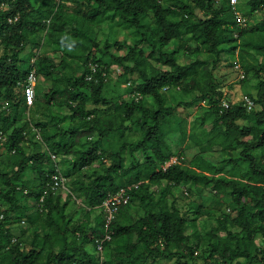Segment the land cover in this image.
I'll list each match as a JSON object with an SVG mask.
<instances>
[{
    "label": "trees",
    "instance_id": "trees-1",
    "mask_svg": "<svg viewBox=\"0 0 264 264\" xmlns=\"http://www.w3.org/2000/svg\"><path fill=\"white\" fill-rule=\"evenodd\" d=\"M219 1L191 0V5L187 0H0V6L7 5L0 10V133L5 137L0 140V264H97L96 240L107 232L102 204L122 188H128L131 201L109 228L112 239L105 244L106 264H151L168 259L178 264H264V161L254 155L264 149V62L246 61L252 52L264 58V30L245 28L248 24L244 27L236 18L238 7L231 0L218 6ZM247 4L244 16L248 21L264 8V0ZM106 20L125 23L138 39L133 43L106 41L102 47L99 29ZM257 34L261 40L250 41ZM41 37L65 49L67 61H79L83 73L60 78L51 57L40 54ZM33 43L35 49L26 57ZM204 48L215 59L212 67L199 58ZM182 51L198 59L183 64L178 56ZM237 51L259 79L256 95H249L260 110L249 111L244 103L229 108L222 105L226 95L217 86L214 71L225 54ZM154 61L169 69H159ZM90 63L100 66L95 74L98 82L87 79L92 73ZM114 66L124 71L121 84L132 82L125 87L131 97L115 106L121 121L118 129L123 134L138 130L141 138H123L118 149L109 150L103 142L114 124L88 105L90 100L96 106L112 103L104 94L109 80L102 74H112ZM32 70L38 82L41 78L53 81L50 89H39L35 104L67 105L74 125L65 129L50 122L34 123L30 117L29 122L20 123L29 107L23 84ZM241 82L246 84L248 76ZM171 90L192 96V100L170 104L166 92ZM195 105L205 113L199 114L190 134L181 127V141L194 137L198 125L203 127L211 119L210 141L224 151L240 149L239 155L224 160L220 167L204 160L191 167L182 161L158 171L172 156L184 155L183 150H172L166 126L180 107ZM139 151L145 154L143 162L134 158ZM127 152L132 166L127 164ZM51 153L75 156L68 174ZM4 155L6 165L1 159ZM57 169L66 178L72 170H88L84 174L87 181L75 182V190L68 185L69 201H83L87 222H75L69 202L49 187ZM224 171L227 175L218 177ZM31 172L36 177L30 178ZM153 185L162 189L158 199L151 191ZM183 186H191L187 195L194 189L202 195L209 188L217 194L229 193L232 212H222L217 227L201 232L198 221L188 222L183 216L173 194ZM25 200H35L34 212L23 204ZM137 204L142 213L129 222L128 210ZM224 205V198L214 202L216 208ZM203 208L197 205V212L203 215ZM23 220L28 225L16 230ZM190 224L195 229L193 236L188 233ZM31 230L34 238L28 246L25 236ZM220 230L227 232L226 237L219 235Z\"/></svg>",
    "mask_w": 264,
    "mask_h": 264
},
{
    "label": "rangeland",
    "instance_id": "rangeland-1",
    "mask_svg": "<svg viewBox=\"0 0 264 264\" xmlns=\"http://www.w3.org/2000/svg\"><path fill=\"white\" fill-rule=\"evenodd\" d=\"M189 4L193 5L191 3V0H187ZM223 0H220L218 3V6L221 5ZM249 0H239L238 3L235 5L238 7V12H240L242 15H244V12L249 9L248 2ZM7 8V5L0 6V10H4ZM195 13L202 15V12H200L196 7H194ZM250 29H258L257 31H260L263 33L262 30H264V8L259 10L256 14L251 16L248 21V25L245 27ZM256 31V32H257ZM260 34L252 35L250 36V41L253 43L258 42L261 40L259 37ZM136 39H138L137 34L132 29H129L125 23L120 22L119 20H106L104 23L100 25L99 29V41L101 43V46L104 47V43L106 41L114 42L115 40L124 42L127 41L129 43H133V41L136 42ZM41 42L40 54H48L52 62L58 66V74L60 78H65L67 76H73L77 77L80 76L83 73V67L81 66L79 61L71 60L69 59L67 61L66 57V51L63 48H59L57 45L55 46L53 43L48 42L47 39L44 37H41L39 39ZM46 41L45 44L43 42ZM242 41H240L241 43ZM35 43H33L30 48H28L26 57H29L31 53H33L35 47ZM150 49H147L149 51ZM114 52V49L112 50ZM2 52L0 51V55ZM122 54V53H121ZM179 59H181V62L183 64L185 63H192L197 58V56L188 57L183 54V51L179 53ZM205 61L208 62L209 67H212L214 60L210 57V54L204 50L202 51V55L199 57ZM66 59V60H64ZM63 60L65 62H63ZM247 62L251 63H258V62H264V58L259 57L257 58V55L252 52V55L246 58ZM154 64L156 67H158L161 70L169 69L168 66L162 65L160 63H157L154 61ZM240 65L241 69H236V66ZM116 67V66H115ZM251 67H245V62H243L241 56H238V51L236 53H228L225 54L222 58V61L218 64L217 69L214 71V77L216 80V84L219 88H221L224 92L226 97L224 98V101H227L229 104H239L244 103V99L246 97H251L249 94L256 95L257 93V83L259 79H256L250 72ZM248 70V73L246 71ZM242 73L245 74V76H248V82L246 84H242L241 75ZM41 83L39 80V84L37 86V93L42 91L43 89H50L53 86L52 79H45L41 78ZM261 79L264 80V73L261 74ZM125 84H121L119 82V77L112 73L109 81L108 86L106 87L104 94L107 98L112 100V103L110 105L107 104H100L96 106L92 100H90L88 107L90 109L97 108L99 112V116L103 119L110 121L112 120V123L114 124L113 131L110 132V136L107 139H104V146L108 147L109 150H112L113 148L118 149L122 143L123 138H129L130 140L136 141L139 138H141V134L138 130H127L122 133L118 129V125L121 123V121L116 116V103L117 105L121 103L124 99H129L131 97L130 92L128 89L125 88ZM61 86V85H59ZM58 86V87H59ZM62 87V86H61ZM169 103L173 105H178L182 101L189 103L192 100V96H185L182 95L180 91L171 90L169 92H166ZM58 104H47L45 101H42L38 104H34L32 106L28 107V110L24 113L23 116L20 117V123L24 124L25 122H29V117L34 119V123L38 121H44V122H50L58 125L60 128L68 129L69 126L74 123L71 121V110L70 108L61 103L57 102ZM202 105H206V102H203ZM7 104L3 107L5 109ZM256 110L262 109L261 106L257 105L255 106ZM205 111L200 108L199 105H195L193 107H186L182 106L178 109V113L175 116V118L172 119V123L168 124L166 126L167 131L169 130V136L168 139L171 145V148L173 151H178L179 153L183 150L184 155L180 156L184 158V162L186 165L195 167V164L197 161L204 160L206 164L209 166H216L220 167L222 165V162L226 159H229L230 157H236L240 153V149L236 151H224L222 149V146H219L217 144H214L210 141V132L212 130V124L211 119H208L205 126L198 125L197 130L194 133V137L187 136V139L182 140V126H185L188 133H191V128L195 125V121L198 118L199 114L204 115ZM241 125L248 124L245 121L239 122ZM34 127L31 126V129ZM34 131H37V129H34ZM1 132V131H0ZM123 134V135H122ZM94 138L98 139L99 134L96 135ZM36 140H39V137H36ZM108 140V141H107ZM94 141V140H93ZM109 143L112 144V148H109ZM26 149L28 152H30V149L28 146L29 144H26ZM32 149V148H31ZM128 153V152H127ZM126 153V154H127ZM178 154V153H177ZM254 155L257 157L259 161H264V149L254 152ZM127 164L129 166H132L131 163V154H127ZM75 156H64L59 155L57 158L58 166L61 168L62 172L66 175L69 171H71L73 166ZM134 158L138 160L139 162H143L145 159V154L143 152H136L134 154ZM2 161H5L6 165V155H4L2 158ZM111 163V159H108L107 164ZM226 170H228L226 168ZM87 169H84L82 171H73L72 170V176L67 175V188L68 185L72 190H75L74 183L79 182L80 180L87 181L88 179L84 176L87 172ZM37 173L31 172L29 174V177L34 178L36 177ZM227 175V172L224 171L218 175V177H224ZM191 186H183L182 188H177L173 190V194L175 198L177 199L178 206L180 207L183 216L187 219L188 222L192 221H198V228L201 232H205L206 229H209L211 227H217V218L221 216L222 212L231 213V206H230V200L231 196L229 193H215L212 189H205L204 193L202 195H199L198 193L194 191L191 192L190 195H187L185 192H190ZM151 191L154 193L155 199H158L159 196H161L162 189L159 186H152ZM69 188L67 190L60 189L57 191V194H60L63 197L64 202H69V208L68 210L71 211L73 215V219L75 222L78 220H81L82 222H87L85 212H84V204L82 200L75 201V199H72L69 201ZM224 198L226 200V205L222 207L214 206V202L216 200H220ZM168 200H172V196L168 197ZM23 204L30 209L31 212H34L37 207V203L35 200H28L24 201ZM202 204L204 206V214H200L197 212V205ZM210 214L208 215L207 213ZM142 211H140V205L137 204L136 206H133L128 210V217L130 216L129 222H134L138 217L141 215ZM132 217V218H131ZM25 222V223H24ZM124 223V222H123ZM28 222L27 220L21 221L20 225H16L14 228L16 230H19L18 228L20 226H27ZM188 233L193 236L195 233V229L189 225ZM219 235L221 237H226L227 232L225 230H220ZM34 238V231H29L25 236V243L30 246V244L33 242ZM106 256V253H105ZM151 264H178L176 260L168 259V260H160L157 263H151Z\"/></svg>",
    "mask_w": 264,
    "mask_h": 264
},
{
    "label": "built area",
    "instance_id": "built-area-1",
    "mask_svg": "<svg viewBox=\"0 0 264 264\" xmlns=\"http://www.w3.org/2000/svg\"><path fill=\"white\" fill-rule=\"evenodd\" d=\"M239 0H231V3L233 5H236ZM236 18L238 22L242 26H246L248 24L247 18L242 15L240 12H236ZM18 19H11L10 22L17 21ZM36 61V58L32 60V63L34 64ZM100 66L97 63H90V69L92 71L91 74L87 76V79L89 81H96L98 82L99 80H95V74L98 72ZM236 69L240 70L241 66L237 65ZM115 75L120 77L124 71L121 67L119 66H114L113 67V72ZM103 77L106 78L108 81L111 77L112 74H109L108 72H103ZM241 78H245V74L242 73ZM38 85V75L36 74L35 70H32V72L29 75L28 81L23 84V87L25 89V95H26V101L28 106H32L35 104L36 101V88ZM132 85V82L126 83L124 86L125 87H130ZM140 94H138L139 98ZM223 107L229 108L230 104L227 101H223ZM244 106L249 110L252 111L254 110L256 104L255 101L251 97H246L244 99ZM0 140H5V137L3 136L2 133H0ZM51 156L55 162H57L58 156L56 154H52ZM184 161L183 157L180 156H172L169 160H167L158 171L163 170L166 171L168 170L172 165L181 163ZM59 172L58 174L53 175V180L52 182L49 183V187L51 188L52 191H59L60 189H65L67 190V178L61 173L60 169H57ZM138 187V185H136ZM45 196L43 197L44 200ZM131 201V195L129 194L128 188H122L120 191H118L115 194L110 195L102 204V208L104 211V219L106 222V235L102 239H97L96 240V253H97V258H98V263L97 264H106V256H105V244L108 241H111L112 236L109 233V228L112 225L116 215L120 212V210L127 206ZM79 264V263H75Z\"/></svg>",
    "mask_w": 264,
    "mask_h": 264
}]
</instances>
